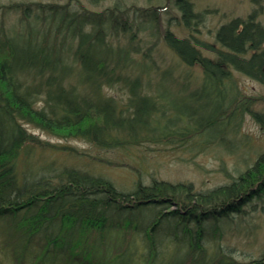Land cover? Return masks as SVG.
Instances as JSON below:
<instances>
[{"label":"trees","instance_id":"trees-1","mask_svg":"<svg viewBox=\"0 0 264 264\" xmlns=\"http://www.w3.org/2000/svg\"><path fill=\"white\" fill-rule=\"evenodd\" d=\"M173 4L192 29L200 15L193 2ZM1 7L0 248L9 252L10 264H264V249L258 258L240 261L218 242L214 247L203 242L208 218L215 228L214 221L242 214L245 203L264 192V151L229 181L207 189L154 177L148 182L137 177L120 188L99 172L35 156L36 148L45 150L50 143L28 127L112 150L206 131L222 142L225 131H237L245 115L264 126V111L254 109V100L233 78L237 71L264 84V25L255 9L217 27L220 47L203 43L212 57L201 54L189 37L165 30L163 39L180 60L201 68L198 86L221 92L197 119L194 111L173 115L177 105L162 99L159 89L171 85L165 82L169 77L175 83L174 77L167 69L159 74L146 53L134 59L133 36L126 44L112 42L109 35L120 26L129 31L115 10L98 14L92 27L91 13L68 10L67 3ZM12 10L19 15L6 23L3 16ZM148 17V24L137 27H151L156 14ZM113 86L125 98L104 90Z\"/></svg>","mask_w":264,"mask_h":264},{"label":"rangeland","instance_id":"rangeland-1","mask_svg":"<svg viewBox=\"0 0 264 264\" xmlns=\"http://www.w3.org/2000/svg\"><path fill=\"white\" fill-rule=\"evenodd\" d=\"M192 1L195 12L200 14L192 29L183 25L180 11L173 4V0H98L97 2L90 0H0V18L2 17L1 5L13 2L67 3L68 10H85L92 13L108 11L118 4L119 10L115 11L119 17L121 16L122 21L124 19L127 21L128 24L125 25L129 31H123L120 26L114 33L116 37L112 34L109 36H112L118 44H126L128 38L133 36L130 46H135L138 52H131L132 57L136 60L141 59L143 53H146L148 58L154 62L159 74H162L161 70L167 69L168 73L174 77L175 83H172V78L169 77L165 82L170 81L171 85L166 84L163 87L159 85L162 88L158 87L162 99L177 105V111H174L173 115L180 117L178 112L194 111L192 114L198 119L205 117L207 110L209 111V108H204V105L210 103L212 99H219L221 92L209 91L198 86L202 76L201 68L196 64L186 65L180 60L166 45L163 39L165 30L170 29L180 37H189L201 54L212 57L213 52L203 43L220 47L215 39V31L221 23L235 16L245 17L255 9L256 19L264 25V0ZM151 13L156 14V19L150 21L152 26L144 30L137 28V26L141 27V24H148V14ZM17 15L19 11L12 10L3 17L6 23H9ZM129 23L131 28L127 26ZM118 25L121 23L119 22ZM138 68H142L141 64ZM233 78L242 93L251 96L254 100V109L264 111V84L237 71L233 72ZM193 87L198 95L188 93ZM104 90L125 98L123 91L117 86ZM164 122L165 120L162 119L160 123ZM28 127L40 141L50 143L45 150L36 148L35 156L99 172L110 178L120 188L130 187L137 177L144 182L154 177L170 182H189L195 189H207L229 181L249 165L259 152L264 151V126L250 115L244 116L237 131H230V133L225 131L221 138L222 142L210 139V136L214 134L211 135L209 131H206L204 134H194L192 137L178 135V137L168 136L166 138L161 136L138 144H126L124 148L112 150L98 149L77 136L59 137L30 125ZM215 136L219 138V135ZM53 144H65L74 149L50 147ZM51 148L56 149L53 151ZM93 156H102L104 161L97 160ZM212 220L208 218L204 223L207 228L203 238L204 244H212L211 247H214L215 243L212 242H218L223 250L229 251L235 259L240 261H248L260 256L264 249V192L245 203L242 214L231 213L230 218L221 217L218 221H214L216 225H219L215 228H213ZM0 224H2L1 219ZM165 225L160 227L159 233ZM2 239L3 235L0 233V241ZM10 263L9 252L0 248V264Z\"/></svg>","mask_w":264,"mask_h":264},{"label":"bare ground","instance_id":"bare-ground-1","mask_svg":"<svg viewBox=\"0 0 264 264\" xmlns=\"http://www.w3.org/2000/svg\"><path fill=\"white\" fill-rule=\"evenodd\" d=\"M98 1V0H97ZM97 1H95V2H97ZM192 1V0H191ZM193 2V1H192ZM110 10H112V8H110V9H108V11H110ZM113 10H118V9H114L113 8ZM193 10H194V6H193ZM77 11H80V12H83L84 14H86V12L87 11H85V10H77ZM108 11H105V12H108ZM195 11V10H194ZM89 13H91L92 14V16L89 18L90 19V21H91V25H92V27L93 26H96L97 25V23L98 22H95V20H97V18L99 17V16H97L98 14H102V16H104L105 14H103L102 12H95V13H92V12H89ZM114 13H116V11H114ZM150 16H152V15H150ZM149 19H151L150 17H148V19L147 20H149ZM153 19V18H152ZM106 22V25H109L110 24V21L109 20H106L105 21ZM226 22V21H225ZM224 23V22H223ZM222 24V23H221ZM137 28H139V27H137ZM112 36H114V34H112ZM112 36H111V40H112V42H114L115 43V41L112 39ZM116 37V36H115ZM180 37V36H179ZM197 65V64H196ZM262 69L264 70V65L262 66ZM234 72H236V71H234ZM243 74V73H242ZM202 77V76H201ZM119 90H121L120 88H119ZM190 95H197V93H196V90H195V88L193 87L192 89H190V91L188 92Z\"/></svg>","mask_w":264,"mask_h":264}]
</instances>
